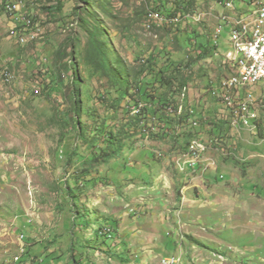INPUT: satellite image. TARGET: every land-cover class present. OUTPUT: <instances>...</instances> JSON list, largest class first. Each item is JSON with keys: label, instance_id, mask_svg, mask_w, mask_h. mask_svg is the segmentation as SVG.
<instances>
[{"label": "rangeland", "instance_id": "374dc122", "mask_svg": "<svg viewBox=\"0 0 264 264\" xmlns=\"http://www.w3.org/2000/svg\"><path fill=\"white\" fill-rule=\"evenodd\" d=\"M23 1L29 31L0 0V264H74L72 248L84 264H264V83L252 127L214 92L235 71L230 23L264 0ZM150 56L171 74L167 129L149 116L135 139L109 71L153 81ZM103 124L133 137L98 164ZM100 225L116 226L109 251Z\"/></svg>", "mask_w": 264, "mask_h": 264}, {"label": "trees", "instance_id": "16d2710c", "mask_svg": "<svg viewBox=\"0 0 264 264\" xmlns=\"http://www.w3.org/2000/svg\"><path fill=\"white\" fill-rule=\"evenodd\" d=\"M146 70L148 73L154 74L153 81L135 80L131 83V81L121 72L114 71L113 68L109 71L112 75V91L114 90L116 93V96L111 101L110 109H114L117 113L118 109L121 107V110L129 116V126L133 125L136 128V133H132L135 136V139H140V136L142 138H145L147 135L150 136L151 132L154 131L153 127L150 128L147 126L146 120L149 116H152L157 124L161 125L165 122V127L157 133L160 137V133H164L167 129L166 120H168V118L165 115V109H168L169 105H171L173 87L170 83L171 74L168 72L169 69L164 65L157 64L156 59L153 56H150L147 60L146 67L143 68V72H146ZM124 101L127 103L122 109V103ZM144 103H146V106ZM187 118L188 115L181 113L178 121L179 123H182L184 120H187ZM172 121L175 122V120L171 118L168 121V126H173ZM113 125V127H115L117 124ZM106 129L107 127L103 124L98 130L100 133L96 134L94 138L88 142L90 149L93 150L92 156L90 157L91 162L106 164L117 158L122 155L126 142L133 137L130 134H128V136L127 134H124L125 129H127L125 125L122 129L115 131L114 128H110L109 130ZM99 136L101 138H99ZM187 138L188 143L186 144V147L191 144L190 141L194 139V135L190 132L187 135ZM135 139L132 143H135ZM71 191L75 200H77L78 197L75 194V191L73 189H71ZM113 226L111 227L113 228ZM115 227L116 226H114V229ZM112 228L100 225V227L95 230V240H101L102 243H104L105 248L101 249H108L107 251H109V249L111 250V244L109 242H114L116 238L115 231H113ZM114 245L116 246L117 244L114 243ZM72 251L73 263L84 264L85 260H83V257L79 258L77 253H74V248H72ZM59 258L60 256H55L54 252H50L45 258H41L39 263L33 261V264H45V259H47L46 262L48 264H61V259L59 260V263H56V260ZM20 261L21 263L19 264L26 263V260L22 261V258Z\"/></svg>", "mask_w": 264, "mask_h": 264}, {"label": "built area", "instance_id": "2783aa9c", "mask_svg": "<svg viewBox=\"0 0 264 264\" xmlns=\"http://www.w3.org/2000/svg\"><path fill=\"white\" fill-rule=\"evenodd\" d=\"M234 1L235 0H226L227 7L233 9L235 6ZM12 3H19L20 13H12ZM6 11L10 15L12 25H16L18 21H22L26 14L21 0H7ZM245 15H253L254 20H257V27L240 29L235 26V20H233V22L230 23V46L225 56L226 58L241 56V58L246 59V66L239 72V79L224 80L222 85L215 90L217 91L221 88L232 89V97L223 102H228L229 113L234 117L232 122L234 127L238 126V116H245V123H248L252 127L255 122V116L259 115L252 107L254 93H246V91L239 89V80L241 78H249L256 79L257 84L264 83V39L258 38V29L264 27V3L258 2L254 8ZM153 18L157 21H165L160 12H155ZM174 20L175 19H170L172 22ZM237 38H247V45L241 46L239 52H232V41H236ZM4 69L7 71V67ZM201 164H203V162H199L194 169H198ZM176 258L177 256L169 259L170 262L168 264H176ZM19 263H21L20 256H17L14 260V264Z\"/></svg>", "mask_w": 264, "mask_h": 264}, {"label": "bare ground", "instance_id": "6f19581e", "mask_svg": "<svg viewBox=\"0 0 264 264\" xmlns=\"http://www.w3.org/2000/svg\"><path fill=\"white\" fill-rule=\"evenodd\" d=\"M21 2L24 4L23 0H21ZM18 9H20L19 3L14 4V6H12V13H20V10H18ZM18 22L22 23L24 26H26L25 30L29 31L31 26L34 24V19L31 17V15L26 13L24 15V19L22 21H18ZM235 26L239 27L240 29L255 28V27H257V20H254V16L253 15H245L242 18L235 19ZM258 38H263L264 39V28L258 29ZM21 40H22V42H26V37L22 36ZM246 45H247V38H237L236 41H232L231 51L232 52H239L240 49H241V46H246ZM226 59L235 68L234 69L235 70L234 73L229 77L228 80L239 79V72H241L244 69V67L246 66V59L245 58H241V56H234V57H230V58H226ZM254 85H257L256 79L241 78L239 80V89L246 90L248 93H250V90H251V88ZM219 90H220V92L221 91L222 92H221V94L219 92V95L217 97L223 99L224 101H226V100H228L229 98L232 97V89H230V88H221ZM215 94H217V91H215ZM202 148L204 149L203 146H202Z\"/></svg>", "mask_w": 264, "mask_h": 264}]
</instances>
